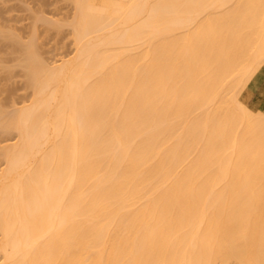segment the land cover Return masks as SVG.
<instances>
[{
	"label": "bare ground",
	"instance_id": "1",
	"mask_svg": "<svg viewBox=\"0 0 264 264\" xmlns=\"http://www.w3.org/2000/svg\"><path fill=\"white\" fill-rule=\"evenodd\" d=\"M70 3L53 63L2 37L0 264H264V0Z\"/></svg>",
	"mask_w": 264,
	"mask_h": 264
},
{
	"label": "rangeland",
	"instance_id": "2",
	"mask_svg": "<svg viewBox=\"0 0 264 264\" xmlns=\"http://www.w3.org/2000/svg\"><path fill=\"white\" fill-rule=\"evenodd\" d=\"M70 2L71 0H0V101L5 108L6 105L9 107L12 98L21 103L31 92L24 85L22 68L16 66L19 54L11 53L13 50L6 47L11 41L8 38V43L4 41L5 33L20 35L25 42L35 40L39 56L53 63L73 49L70 29L66 25L73 15V4ZM44 19L54 21L53 25ZM249 86L264 94V66L249 81ZM254 99L255 96L251 95L250 103ZM4 137L5 135L0 134V145L4 143Z\"/></svg>",
	"mask_w": 264,
	"mask_h": 264
}]
</instances>
